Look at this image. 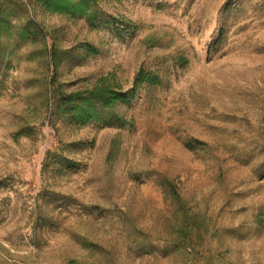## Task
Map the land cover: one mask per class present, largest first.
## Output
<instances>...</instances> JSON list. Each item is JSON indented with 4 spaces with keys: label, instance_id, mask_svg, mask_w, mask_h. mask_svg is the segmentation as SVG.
I'll use <instances>...</instances> for the list:
<instances>
[{
    "label": "rangeland",
    "instance_id": "obj_1",
    "mask_svg": "<svg viewBox=\"0 0 264 264\" xmlns=\"http://www.w3.org/2000/svg\"><path fill=\"white\" fill-rule=\"evenodd\" d=\"M94 5L0 0V264H264V0ZM140 68L122 125L56 112Z\"/></svg>",
    "mask_w": 264,
    "mask_h": 264
},
{
    "label": "trees",
    "instance_id": "obj_2",
    "mask_svg": "<svg viewBox=\"0 0 264 264\" xmlns=\"http://www.w3.org/2000/svg\"><path fill=\"white\" fill-rule=\"evenodd\" d=\"M50 11L64 12L69 15H82L90 25L114 21V17L99 11L95 0H42ZM184 59V58H183ZM157 76L140 68L133 77L130 87L122 89L103 80L86 89H76L59 94L55 101V110L78 124L97 121L102 124L122 125L124 119L116 111V106L130 102L136 87L141 83L154 84ZM158 185L163 191L178 196L175 185L168 178H160Z\"/></svg>",
    "mask_w": 264,
    "mask_h": 264
}]
</instances>
